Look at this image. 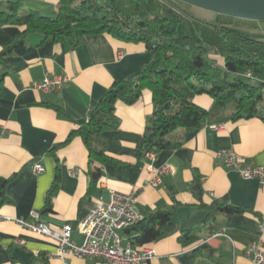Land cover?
Masks as SVG:
<instances>
[{
	"label": "crops",
	"instance_id": "obj_1",
	"mask_svg": "<svg viewBox=\"0 0 264 264\" xmlns=\"http://www.w3.org/2000/svg\"><path fill=\"white\" fill-rule=\"evenodd\" d=\"M12 2L20 3L21 12L55 16L58 11V0H0V15L10 12ZM21 30L14 24H0V51ZM150 58L142 44L107 34L84 36L78 45L71 38L42 41L41 35L30 34L7 55L6 65L0 68V264H61L55 240L32 233L15 219L30 221L31 211L36 210L53 229L72 225V239L81 245V219L100 196L109 199L111 190L136 191L135 208L141 218L174 208L162 236L149 244L155 257L142 264H253L249 246L262 242L264 248V182L227 167L217 151L233 149L264 165L260 118L172 131L167 138L177 146L157 151L153 162L155 168L169 165L172 171L160 185L152 186L148 181L154 173L144 157V131L153 104L151 92L144 90L132 105L117 103L120 126L103 133L109 153L132 166L104 165L98 185L89 192L88 149L80 136L67 139L116 80L134 77ZM45 72L68 74L71 80L59 90L35 89ZM193 100L204 108L213 103L206 94ZM35 163L44 170L34 171ZM56 178L58 187L47 208V194ZM223 203L246 211L219 213L211 219L212 210ZM185 230L197 236L181 240ZM67 261L108 264L99 257L73 254Z\"/></svg>",
	"mask_w": 264,
	"mask_h": 264
},
{
	"label": "trees",
	"instance_id": "obj_2",
	"mask_svg": "<svg viewBox=\"0 0 264 264\" xmlns=\"http://www.w3.org/2000/svg\"><path fill=\"white\" fill-rule=\"evenodd\" d=\"M180 0H58L55 16L37 11L21 12L12 2L2 12L0 24H14L22 30L0 51V68L6 58L30 34L42 41L71 38L78 45L84 36L107 34L122 42L140 43L151 53L139 73L116 80L99 99L87 119L78 120L67 141L80 136L88 149L89 192L98 185L104 165L132 166L111 155L103 133L120 126L116 105H132L144 90L152 94L153 112L144 131L145 151L156 152L177 144L167 136L177 128L194 130L206 124L264 121V33L261 21L216 14L214 21L198 18L183 8ZM257 29L259 31H252ZM209 95L213 103L204 108L195 95ZM58 178L47 194L51 205ZM243 207L219 204L216 214H239ZM174 208H162L124 230L138 247L149 246L162 236ZM197 234L185 230L181 240Z\"/></svg>",
	"mask_w": 264,
	"mask_h": 264
},
{
	"label": "built area",
	"instance_id": "obj_3",
	"mask_svg": "<svg viewBox=\"0 0 264 264\" xmlns=\"http://www.w3.org/2000/svg\"><path fill=\"white\" fill-rule=\"evenodd\" d=\"M120 54L122 55V53ZM70 80L71 77L68 74L45 72L42 81L35 83L33 87L51 92L61 89ZM144 157L149 160L147 168L154 173L148 184L160 185L164 175L172 171V168L169 165L154 167L153 162L157 159L155 150H146ZM217 157L227 167L237 170L241 176L245 178L258 177L261 182H264V165L256 164L251 159L228 148L218 150ZM33 169L36 172H42L44 167L41 163H35ZM136 195V191L123 193L111 190L109 199L100 196L79 223V231L84 235L81 245L76 244L72 239V225L64 224L59 229H53L41 220L40 213L36 210L31 211L30 221L23 218L15 220L32 233L55 240L58 244L57 256L61 264H69L68 254L90 258L99 257L108 264H142L155 257V249L149 246L138 248L133 244L131 235L124 236V230L141 219L140 213L135 208ZM125 239L126 243H124ZM248 252L253 255V264H264L262 242L250 245Z\"/></svg>",
	"mask_w": 264,
	"mask_h": 264
},
{
	"label": "water",
	"instance_id": "obj_4",
	"mask_svg": "<svg viewBox=\"0 0 264 264\" xmlns=\"http://www.w3.org/2000/svg\"><path fill=\"white\" fill-rule=\"evenodd\" d=\"M214 13L264 22V0H180Z\"/></svg>",
	"mask_w": 264,
	"mask_h": 264
},
{
	"label": "rangeland",
	"instance_id": "obj_5",
	"mask_svg": "<svg viewBox=\"0 0 264 264\" xmlns=\"http://www.w3.org/2000/svg\"><path fill=\"white\" fill-rule=\"evenodd\" d=\"M180 5L183 8H187L188 11L193 14L194 16L204 19V20H208V21H214L216 18V14L213 11L198 7V6H194V5H190V4H184L179 2ZM260 30L264 33V22H260ZM252 31H259L257 29H252Z\"/></svg>",
	"mask_w": 264,
	"mask_h": 264
}]
</instances>
